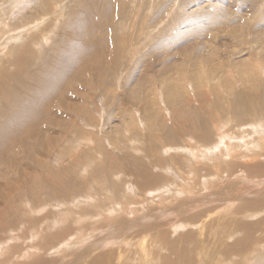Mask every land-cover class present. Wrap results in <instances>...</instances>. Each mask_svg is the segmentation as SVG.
<instances>
[{
  "label": "bare ground",
  "instance_id": "1",
  "mask_svg": "<svg viewBox=\"0 0 264 264\" xmlns=\"http://www.w3.org/2000/svg\"><path fill=\"white\" fill-rule=\"evenodd\" d=\"M7 1H10V0H7ZM17 1H20V0H17ZM41 1H43V0H41ZM74 1H75V3L72 5L73 7L71 9V14H70L71 17L69 20H67V22H65L64 26H62L63 28H61L63 31V34H62L63 37L65 35L64 40L62 38L63 47H60L59 51L55 54H52V52H53L52 51L51 53L44 56L45 58L43 59L41 66H39V68L37 70L31 69L32 65L35 63L36 58L38 57L37 54L36 55L33 54V52L35 51L33 46H36V47L38 46V48H40L41 43H43L44 41H46V43H47V37H46V31H45L46 26H45V28H41L42 26L40 25L42 23L41 22L42 21L41 16H39L41 23L37 22L38 27L36 28L37 29L35 31L36 33H33V34L30 33V31H33V30H31L32 26H30L29 28L27 27L28 30L30 29L29 33H27V34L24 32L25 31L24 29L21 30L20 28L17 29V32H16V30L10 31L12 29L11 28L9 30V33L6 34L5 32L3 33V30L5 28H3V29H2V27L0 28V60H2V62H0V65H1V67H0V91L2 92V98H0L2 108L0 109V111L4 112L9 107L10 108L12 107L14 110L15 106H21L23 108V110H19V109L15 110V112H16L15 122L17 123L19 121L21 123L30 124V125L37 127L36 129L30 128L31 130H29V129L25 130V132H27V133L30 131L40 133L38 125H40L43 121H45V119L48 118V116L51 115L53 112L51 109L54 105V102H53L54 100L51 101V98L56 99L58 102L60 101V105L62 104V101L68 102L69 103L68 104L69 109H67L68 113L66 114L65 117L49 116L52 118L45 121V123L48 124L50 127L49 138H43L41 136V134H40V137H41L42 146L46 149H49V150H51L55 147H58L57 146L58 143L63 144L61 146V148L59 149L61 152V153H59L61 156L60 160H64L65 156H69V158H71L69 160H72V162L74 161V157H75L72 154V153H74L73 152L74 150L79 149L80 147L82 148L83 146H86V145L93 147V145L95 144V138L93 136V133H94L93 131L96 130V132H97V130H98V129H96L98 126V123L94 122V120H93V117L95 118V116H96L94 114L95 112L93 111V109L91 110L87 106H84V107L77 106L76 104H74L76 99L71 100V99H73V94H77L79 99L83 97V95H81L80 93L78 94V92H77L78 89H75L73 85L78 82L79 84H81L83 86H89V85L91 86L92 83H94L93 86H95V87L96 86H102V87L104 86L105 87L107 77L109 75L110 69H112V68L111 67L102 68L101 64L103 63V61H102V63L100 62L101 58L99 57V54L96 53L97 49H99L100 51L104 50L106 52H110V50H112L114 48L113 50L115 52L116 51H118L120 53L122 52V54L124 53L123 51L125 50V49L123 50V45H125L123 42V41H125V40H123L124 39L123 37H122L123 39L121 38L123 40L122 41L123 45H120L119 47H118L119 43L115 44V42L112 44H107V45L104 44L103 46H105V47H103L100 44L101 42H99V40L97 41V39L90 38L89 37L90 34L88 32H91V34H93V32H95L94 29L101 28L100 27V25H101L100 24L101 23L100 17L101 16H98V15L94 16L93 14L91 15V14L87 13L86 11H89V9L96 7L95 5L97 3L94 0H77V2H76V0H74ZM19 3H21V2H19ZM69 4H68V6H69ZM0 5H2V4L0 3ZM4 5H7L6 1H5ZM15 5H16V3H15ZM44 5L49 6L48 4H44ZM60 5H62V4H60ZM12 6H11V8H12ZM28 6H30V5H28ZM45 6H44V8H45ZM59 6H57V8ZM65 6H67V4ZM172 6H174V5H172ZM2 8L4 9V7H2ZM2 8H0V9H2ZM5 8H7V7H5ZM15 8H14V10H16ZM61 8H63V7L61 6ZM46 10H48V7ZM60 10H62V9H60ZM67 10H68V8H67ZM173 10H174V7H173ZM173 10H171L172 13H173ZM5 11L9 12L6 9H5ZM0 12H2V11H0ZM14 12H17V11H14ZM18 12L20 13V11H18ZM10 13H11V11L9 12V14ZM43 13H44V11H43ZM48 13H49V11H48ZM59 13H61V12H59ZM112 13H114V12H112ZM5 14L6 13H4V15ZM63 14H65V13H63ZM4 15H2L3 16V18L1 19L2 21H3L4 17L7 18V16H4ZM19 15H21V14H19ZM70 15L68 14V16H70ZM165 15H167V14H165ZM66 16H67V14H66ZM19 17H21V16H19ZM44 17L45 16H42V19H44ZM46 17H48L47 14H46ZM52 17H53V15H52ZM0 18H1V15H0ZM54 18L52 19L53 21L56 20V18H55V20H54ZM9 19H10V17H9ZM49 19H50V17H49ZM49 19H48V21H49ZM5 20L6 19H4V21ZM8 20H7V23H8ZM107 21H109V19ZM9 23H10V21H9ZM0 24H1V22H0ZM10 24H8V25H10ZM42 25H44V23ZM55 25H57V24L55 23ZM2 26H5V25L2 24ZM39 26H41V27L39 28ZM47 27H48V25H47ZM28 30L26 32H28ZM119 30H120V28H119ZM44 31H45V34L43 35ZM22 32L25 34H22ZM48 32H51V31H48ZM64 33H66V34H64ZM73 33H76L78 36L84 37L81 42H77V44H75V45H74V42L72 43V41H73L72 36L67 37V35H73ZM110 33H114V31L110 32ZM105 34H103V35H105ZM118 34H116V36ZM124 34H125V32H124ZM124 34H123V36H124ZM147 34H149V31ZM91 36L94 37V35H91ZM127 36H129V34ZM113 37H115V36H113ZM131 39H129V40L132 43ZM259 39H260V37H259ZM7 44H10L11 46L14 45V47L12 46V52H15V54H14L15 56L11 60L9 58V60L11 61L10 64L11 65L13 64L12 67H14V68H12V67L9 68L10 64L8 63L9 64V66H8L7 62H6V60L8 61V58L7 59L5 58V57H7V55H10L11 53L10 52H9L10 54L6 53L5 56H4L5 52L2 53L4 51V50H2V48H4V46ZM78 44H81L79 47V48H81L80 51L79 50L76 51ZM127 44H130V43L127 42ZM137 45H140V44L137 43ZM209 45H211V44H209ZM262 47H263V45H262ZM5 48H7V47L5 46ZM115 48H117V49L115 50ZM214 49H215V47H214ZM90 50H93L95 52V55L89 57L88 66L83 67L80 64L82 63L85 55H87L90 52ZM131 50H133V49H131ZM216 50H217V48H216ZM27 53H30V55L27 56ZM110 53L113 56L112 52H110ZM177 53L181 54V56L183 57L184 61L182 62V66L180 68L182 69L183 72H187V73H185L187 76L191 72L190 68L193 70V73H199V70L201 67L202 72L205 74V72H207V70H208L207 69L208 67L206 68V66H205V65H208V63L205 64V62L208 59L212 60V58H210L212 56L204 57L200 53H198L195 56V58H193L194 56H192V54H189V53L186 54V53H182L181 51H179ZM104 54H106V53H104ZM138 54H139V50H138ZM258 54L259 53H257V55ZM193 55H194V53H193ZM216 55H218V54H216ZM259 55H262V54H259ZM124 56H126V55H124ZM135 56H137V55H135ZM106 57L107 56H105L104 58H106ZM115 57L113 56V58H115ZM117 57L119 58V56H117ZM117 57L115 59H112L110 66L111 65L115 66V63H116L115 61L117 60ZM259 57L254 56L252 58H247V56H246L245 59H241V60L235 62L233 65L228 64L227 61L223 62V60H221L220 64H217L216 67H214L212 65V69H217V71H220L219 68L222 65H224V68L226 67L228 70V74H226V75H229V74L232 75L230 69L233 68L234 65L237 67L240 66L242 68L241 69L242 73L238 77L235 76V78L233 79V81L231 83L230 82L228 83V85H230L231 89H232V86H236V85L241 86L242 83L248 84V82L252 83V84L255 83L254 85H257L258 83H260V86H261V92L259 91L260 94L253 92V90L252 91L250 90L249 92H247L248 90L247 91L245 90L246 94L239 93L238 94L239 97H236V101L235 102H228V106H227V103H224V102L219 101V100L218 101L215 100L214 102H215L216 110L217 111L220 110V111H218V112H220V114L224 111L228 112L227 113L228 116L223 118V119L218 118L221 116L218 114V112H214V110H211V112H209V111L207 112V110H205V108H203L205 111L202 110V107H200L201 103L199 102V105L193 107L192 110L190 107V110L188 112V114H189L188 116H185V118H183V119L179 118L181 121L178 120L179 122H176V123H178V125L177 124L174 125L175 122L172 124V127H169L165 123H164V126H163V123L161 125L159 124L160 125L159 128L161 127L162 128L161 130H163V133L161 134L162 136L157 135L156 133H155L156 135L155 134L149 135L148 144L146 143L147 148H145V149H144L145 146L142 145L144 143H142V141H139L138 134L135 135L134 129L132 131V127H133L132 125L133 124L131 125L130 121L125 120L123 123L121 122L123 124V125L121 124V127H119L120 125H116V124L113 125L111 130L107 131V132L114 131V132L120 133L124 136L123 140H120L117 138L112 139L113 142H115V144H117V146L121 145V144H124V145L128 144V147L131 150H133L135 153L140 154V153H142L143 149H144V152L146 153L145 154L146 156H143V155L142 156H136L134 154H131V156L134 155V157L130 158L131 157L130 156L129 161H127L125 159V161H123L122 165H124V167L126 165L128 171L119 170V172L118 171L116 172V168L118 167L116 165H120V164H118V161H117L118 159L114 155V150H113L114 144L112 145L110 141L104 140V138L100 137L101 142L99 144H102V145H99V146H101V147H99V149H100V152L102 153V155L98 153L99 154L98 157L101 156L103 158V160H105V158H106L107 161L110 159V161H108L110 168H106L103 166L105 163V162L104 163L101 162L103 160H99V162H101V163L97 162L96 163L97 165H95V167H92L95 170L93 172V174L96 175V177H93V178L96 179V181L97 180L99 181L100 178L103 179V181L106 182V184L109 187L108 190L104 192L105 194H108L107 196H109V197L105 196L104 194H101V197H102V195L105 196L106 205L104 204L105 206H103V207L98 206L101 210H103L100 213L96 212L95 215H88V214L85 215L87 211L89 212V210L86 208L87 211L86 212L84 211L85 212V214H84L85 216H84V215H80L79 212L77 211L79 209L82 210L84 207L90 208V207H92V204L95 205V203H96V205H99V204L101 205V203L99 202L100 199H98L99 196L96 195V193H94L95 190L94 191L91 190L90 193L88 192L89 194H87V195H86V193L85 194L83 193L84 190L82 189V186L84 187V185L87 184V185H89L87 187L89 189L90 188L92 189V185H95L94 182L88 184V181H86L84 178L86 175L83 177L84 179L82 178V180H81V176H79L80 177V179H79V177L77 175L78 170L76 172L71 171L70 169H66V171H64V168H63L65 175H66L65 172L69 171L67 173V176H66V178L68 177V180L67 181L65 180L64 183H61V181H58V180H60V179H58V177H59V174H60V177H61V173L63 174V172L61 171L62 169L58 170L57 174H55L54 173L55 171H53V169H52L54 167H52L51 164H46V163L42 162V166L46 169V170L44 169V171L45 172L47 171L46 174L49 173L48 174L49 178L46 180H48L49 183H51L49 192L47 191V193L48 194L50 193L51 195H53L55 197L58 196L61 198V200L64 201V202H58V200H57L58 203L52 204L51 206L55 205V207L60 208L63 205L64 208H66V211H67L66 214L67 215L64 219L58 215L55 216V218H49V216H50V214H49L47 218H48V220L49 219L50 220L48 221V224L46 223L47 226L43 229L42 228L43 225L41 224V222H40V224L36 223L37 228H36V230H33L32 228L35 225H33L31 223V221H30L29 226H27L28 222L26 223V222H24V220L21 221V218L23 216H26L27 213H26V215H24L25 213L24 214L22 213L23 216L21 218H19V216L21 215L19 213H21L22 211L20 212L19 209H16V207L18 205L16 206V204H15L14 207L16 210L14 211V208L12 210L15 214L12 213L11 208L9 211H7L8 213L11 212L15 216L17 214H19V216L16 217L15 220H13V221L10 220V221H12L11 223L9 222L10 224L7 223L8 221H6V217L5 216L3 217V214L0 211V231H3L6 234V235L0 234V264H16L14 262L17 260H21V262H24L23 264H50L51 261L53 263H55L53 260H57L55 258L57 254H55V257L53 255H51V253H55V252H53V249H52V248H55L52 246L53 244H56V246H57V249L56 248L54 249V250H56V253H58L62 257V260H59L60 264H68L69 261H70L69 264H120V261L123 260L124 257H126V256L132 257V256H130V254H128V252L130 250L129 248H127L125 246V247H118V248H110L109 250L106 251V250H101V247L98 246L99 243H101V241H99V240L102 239L103 234L109 233V235H111L110 231H113L114 227H116V226H114V224L111 221L110 222H104V223L101 221L108 219V218H113L114 213H117V215H119V212H118L119 209H121V211L124 212L123 215H125L124 217L121 216L122 218L120 217V220H122V221L125 220V222H124V224H122L120 222L121 227L115 228V230H116L115 235L116 236H119L120 234L126 235L127 233H125V231L127 229L134 231V229L139 228V229H137L136 232L130 233L131 234L129 236L130 241L127 239V241H129V244H127V245L130 247V244H131L134 247V244H135L134 239L135 238L136 239L141 238V240L139 241L140 244L138 245V249H139V247H140V251L142 249L140 254L142 255V258H144V260H139V256L137 254V256L135 257V260H138L137 264H139V263H142V264H195V263L208 264V262L211 261V258L208 262H207V260H204L203 258H201L202 260H199V259L198 260H190V256H192V255L180 253V251L182 249H189V247H192L195 245L196 246L202 245L205 247V249L207 247H209L208 249L211 248L213 250V252L216 251L218 254H220L219 261L220 260H223V261L226 260L228 255L237 256V255H240V253H247V250H250V254H254V256L251 255L253 257L250 260H255V257H257L260 254L259 250H264V186H262V185H264V162H262L263 161L262 156H264V82H262V76L264 75V66H263V61H261V59L264 60V56L261 57V59H259ZM124 58H123V60H124ZM106 60H110V58L107 57ZM77 61H78V64H77ZM3 62H4V64H3ZM119 62H121V61H119ZM95 64H97L96 65L97 67L95 68V70L93 72H95V74H96L95 75L96 81L91 79L90 75L86 73V71H88L91 67L95 66ZM150 66H152V65H150ZM179 66H180V64H179ZM253 69L254 70L256 69L257 73L255 71H253ZM9 71L10 72L12 71V73L10 74ZM213 71L214 70H212V72ZM116 72L117 71L115 70V73ZM223 73H224V71H223ZM167 74H169V73H167ZM118 75H115V76H117L115 81L118 80L120 82V79H121V77H123V75L122 76L121 75L118 76ZM186 75H185V77H186ZM163 76H164V74H163ZM207 76H209V75H207ZM175 78H177L176 75L174 77L167 78V80L169 81V85L174 84V83H176V85L179 84V82H177V81L175 82V80H174ZM192 78H193V76H192ZM194 79H195V81L193 83L196 85L197 88H198V86L201 87L202 85L207 87V85L209 83V81H208V83L205 84V80H203V77H201L199 74L195 75ZM11 80H13V81L10 82ZM177 80L179 81V78ZM215 81H214V83H218L217 82L218 80L216 82ZM228 81L229 80H227L226 82H228ZM139 82L140 81H138V83ZM148 82H150V81L148 79H145V81H143L139 85V88L135 91V97L136 98L137 97L139 98L141 96V98H144V100H147L149 102L150 100H148L147 97L150 95L151 90H152L153 92L151 94V97L156 98L158 100L160 99L161 103H162V100L164 102V99H165L166 102L172 101L175 104L179 103L178 109H179V107H183V108L185 107V106H183L184 103H183V100L181 99V95H183V94L180 93V90H178V88L176 86L175 87L169 86L168 84H166L165 81H163V83H162L163 87L161 88L162 92L159 91L158 89L157 90L151 89L150 88L151 86L147 87V89L145 90L146 83H148ZM186 83H187V81H186ZM226 85H227V83H226ZM209 86H211V85L209 84ZM190 87L191 86H189L188 88H190ZM215 87L217 88L219 86L214 85L213 88H215ZM79 89L81 90L80 86H79ZM242 89H244V87ZM184 90H186L187 95L190 97V101L194 102L195 99H193V97H192L193 94L190 93V94H192V95H190L189 91L186 87ZM190 92H192V91H190ZM203 93L201 92L202 96L203 95L205 96L208 92H206V93L203 92ZM217 93H219V92H217ZM217 93L215 92V94L213 96H216ZM194 94H195V92H194ZM101 95H103V94H101ZM161 95L163 96L162 99H161ZM187 95H186V98H187ZM218 96H220V95H218ZM74 97H75V95H74ZM207 97H211V96L208 94ZM216 98H217V96H216ZM49 100L51 102H49ZM179 100H180V102H178ZM24 101H26V103H27L25 106H23ZM9 102H10V104H9ZM155 102H150V103L155 104ZM87 103H88V100H87ZM207 103H205V104H207ZM126 105H128V102ZM142 105H144V104H142ZM36 106H41V107L38 110ZM204 106L206 107V105H204ZM144 107L146 108V105ZM175 107L176 106H174V109L177 110V108H175ZM186 107H188V106H186ZM97 111H98V109H97ZM172 111H174V110H172ZM72 112H75V115L77 117H74V116L70 117L68 115L69 113H72ZM143 112H144V110H143ZM232 113L235 114V116H239V120L237 121L236 124L229 127L228 125L231 124L232 119H233V117L229 114H232ZM147 114H149L148 116H151L150 113H147ZM147 114L142 115V117L143 116L145 117V121L147 119H149L146 116ZM175 114H177V113L174 112V115ZM56 115L64 116V114H60V113H57ZM93 115H95V116H93ZM177 115L179 116V114H177ZM154 116L156 117V114ZM164 116H166V115H164ZM214 116H216L215 117L216 120H214V118H213ZM155 117L154 118L151 117V120L154 121ZM249 117H251V118L249 119ZM135 118H136V116H135ZM78 119L83 120V125H81L77 122ZM239 121H240V123H238ZM100 122H101V120H100ZM55 123H58V125L61 127V129L62 128L65 129V135L63 137L53 136L54 135L53 133L56 131L55 130L56 128L53 127L51 124H55ZM76 123H77V126L75 125ZM138 123H139L138 121H134V126H136V130L140 129V127H141V126H139ZM7 125L9 126L8 130L13 131L14 133L19 130V133H17L15 135V137H18L19 134H22L21 132H24V130L21 128L22 126L18 127L14 123L12 117H11V119L7 120ZM84 125L88 129H90L93 133L89 132V131L85 133V131H83V129H82L84 127ZM84 129H86V128H84ZM101 130H102V127H101ZM138 131H136V132H138ZM163 136H168L167 140L172 141V143H174V144H176L177 140L183 139V141H184L183 145L184 146L181 147V149L178 148L179 151H176V150L173 151L175 153V155L177 154V156L169 154L171 157H169L168 159H166V158L162 159L161 157H159L160 155L163 156L162 155L163 152L169 153V150L166 148H161V154H159L160 152L157 151L158 149H160V148L157 149L158 140L160 141V137L162 138ZM233 138H236V140H233ZM15 142H16L15 145H17L18 143L26 144V145H24V147H26L30 151H32L33 148L36 147L35 143H33L31 141H27V140L24 141L23 139L16 140ZM208 142H210V143H208ZM160 144L161 143H159V145ZM162 144H163V142H162ZM129 145H131V147ZM138 145L143 146L142 150H140L141 148ZM0 146H2L3 148L10 147L9 143L6 141V137L4 135L0 136ZM162 146H164V145H162ZM212 150L213 151L219 150L221 152V153L219 152L220 159H218L217 155L215 154V151L211 152ZM257 151H259V152H257ZM167 153H165V155ZM149 154L152 155V157H153L152 162H154V165H152V164L146 165V160L143 161V159H141L143 157H148ZM91 156L93 157V154ZM126 157H128V155ZM248 157L251 159L247 160ZM231 158L234 160L231 163H230V161L228 163V160ZM97 159H101V158H97ZM237 159L240 161V163H239V165L236 166L235 161H238ZM242 159L247 160V161L242 163V161H241ZM96 161H98V160H96ZM213 161H215L216 166H218V168L215 167L217 169L216 171L211 170V168L208 167L209 165L207 166V162L211 163ZM71 164H73V163H71ZM129 164H131L132 166H135V167L130 169V168H128ZM147 164H149V162H147ZM213 164H214V162H213ZM155 165H156V168L153 169V167ZM85 166H88V165L85 164ZM212 166H215V165H212ZM73 168H75V167H73ZM135 169L137 171H134ZM96 171L97 172L99 171V173L97 174ZM87 172H88V170H87ZM130 172H131V176H133L132 188L127 187V185H126L127 181L125 182L126 174L129 175L128 173H130ZM132 172H133V175H132ZM79 173H82V172H79ZM212 173H214L213 176L211 175ZM110 174H111L110 178H112V180H110L111 182L109 181V178H108V176ZM65 175H63V176H65ZM165 176L166 177L168 176L167 177L168 180H169V177L171 179H175L174 177H176V178H178V180L176 179L175 183H173L171 181L168 184V181L164 182ZM252 177H257L258 179L261 178V179L257 180L256 183L252 184V186L256 185L257 189L251 188V184H248V182H247V180H249L247 178H252ZM123 178H124V180H123ZM252 179H254V178H252ZM113 180H115V183H116L115 187H118L119 189L114 188V184L112 182ZM48 181H46V183ZM62 182H63V180H62ZM128 182H130V181H128ZM109 184H110V186H109ZM117 184L122 186V187L117 186ZM156 184L157 185L160 184L163 186L162 187L157 186L158 188L155 187L154 190L149 192V195H153L152 199H149L147 197L148 191L147 192L141 191V192H144L143 195L146 197V199H145L146 203L144 201L145 206H143L142 208H140V205L143 203L141 201L142 199H139L140 202H142V203L141 204L139 203L140 205H138L137 202L132 201V199L128 197V196H136L137 194H140V191L138 188L145 190V189L149 188L150 186L156 185ZM97 185H99V184H97ZM166 185H168V188L164 189V187H167ZM195 185H196V188H197V186L198 187L201 185H203V186H201L202 189L199 188L196 191V189L194 187ZM31 186L32 185H30L27 188H29V190H31L30 191L31 196L35 199V195H37L36 193H38L39 190H38V192H36V190L33 189L34 186L33 187H31ZM42 187H44V186H42ZM44 188L46 189V187H44ZM152 188H153V186H152ZM102 189L103 188H101V190ZM119 190H121V191H119ZM148 190H150V188ZM199 190H201V191H199ZM86 191H87V189H86ZM117 191H119V192H117ZM245 191H248V194L244 193ZM82 194L86 195V196H83ZM38 195H39V193H38ZM110 195H111V197H110ZM119 195L126 198L125 200H126L127 204L123 205L124 203L123 202H122L123 204L121 202L119 203L118 202L119 200L116 203H115V201H113L115 198L119 197ZM167 195H173L175 197V199L174 200L171 199L170 201L168 200L169 202H166L162 199V197L165 198V196H167ZM158 196L160 197V199H162V200H160V203L158 204V202L156 201L155 204H151L155 200V198ZM142 197L143 196H141V198ZM44 199L46 200V198H44ZM121 199H123V198H121ZM216 200H220L223 206L220 203L218 205V202ZM14 201H16V200H14ZM103 201L101 200V202H103ZM129 201H130V203H129ZM213 201L217 202L218 206H220V205L222 206V207L220 206L221 210H218L219 208H217V206H215V205L213 207H210V208H208V207L202 208L201 207V206H203V204H209V203H212ZM51 202L53 203V201H51ZM20 203L22 204L21 200H20ZM9 204H11V203H9ZM33 206H35V205H33ZM33 206H32V208H33ZM10 207H11V205H10ZM27 207L25 206L26 210H24L23 212H25V211L29 212ZM98 207H97V209H98ZM18 208H20V204H19ZM35 208H36V206H35ZM54 209L56 211V208H54ZM97 209H96V211H97ZM192 209L195 210L196 216L190 218L187 216V212L191 211ZM0 210H2V212L5 211L2 208H0ZM40 211H42V209L41 210H37V209L32 210V212H34V213H40ZM60 211L62 212V210H60ZM159 211H162V213ZM60 213H58V214H60ZM163 213H170L173 215L181 214V218L176 221V224H175V222H169V221L159 222L158 218L161 217V215ZM90 214H92V213H90ZM4 215H5V213H4ZM13 215H10V216H12V218H13L14 217ZM117 215H115V216H117ZM115 216H114V219L116 218ZM51 217H52V215H51ZM71 217H72V219H71ZM23 219H25V218L23 217ZM114 219H112V220H114ZM83 220L86 221V224L88 223L89 225H86L83 228H81V226H80V228H81L80 231L79 230L76 231L75 227L73 225H77V227H78L79 223ZM18 221H21V222H18ZM39 221H41V220L39 219ZM35 222H37V220ZM67 222H69L68 225L66 226L68 230L67 229H65V230H67L69 234L70 233H72V234L67 236L66 233L65 234H59V233H61L59 231H58L59 233L57 232L58 234H56V235L51 234V231L54 228H57L59 225L65 226V223H67ZM99 222H101V223H99ZM116 222H117V220H116ZM23 223L26 224V227H28L27 229L30 231V233H28L29 232L28 230L24 231L26 227ZM83 224H81V225H83ZM9 226H10V228H9ZM11 226H13V227H11ZM63 226H62V229H63ZM31 229L33 230L32 232H31ZM103 229H105V231H103V234H102V233H100L101 232L100 230H103ZM56 230H59V227ZM144 230L148 231V233L143 235ZM98 231H100V232H98ZM118 231H123V232H120V234H117ZM62 232H63V230H62ZM74 232L78 233V234H74ZM55 233H56V231H55ZM43 234H45V235H43ZM38 235L41 236L39 239L41 240L42 244H40V242H35V239L38 238ZM108 238H110V237H108ZM9 239H11V241H13V242H11V244H10V241L5 242L6 240H9ZM131 240L133 241L132 243H131ZM102 241L104 243H106L104 240H102ZM157 241H158V243L156 245L157 247H154V246L149 247L151 244H153ZM159 241L161 243H159ZM17 242H20V244ZM81 242H82V244H84L83 251H80L81 248L83 247ZM13 244L15 246H13ZM16 245L20 248H17ZM116 245H117V243H116ZM6 246L9 248L8 249L9 251H11L10 249L13 248L12 249L13 251L7 255H5L6 249H7ZM178 247H182V249L178 250ZM17 250L21 251L20 255L17 254L16 256H14V254H15L14 252H16ZM68 250H71V251H68ZM62 252H65V253H62ZM67 252H70V253L68 254L69 256L66 257L65 254ZM193 253H194V251H193ZM34 255H38V257L32 259V257ZM200 255H202V254L200 253ZM115 258L118 260H116ZM244 258L246 259V257H244ZM85 259H87L88 261H86ZM233 259H234V257H233ZM64 260H67V261L64 262ZM157 260H159V261H157ZM220 263H222V262H220ZM246 263L248 264L247 261H246ZM132 264H135V263L132 262ZM223 264H237V263L226 261Z\"/></svg>",
  "mask_w": 264,
  "mask_h": 264
},
{
  "label": "rangeland",
  "instance_id": "2",
  "mask_svg": "<svg viewBox=\"0 0 264 264\" xmlns=\"http://www.w3.org/2000/svg\"><path fill=\"white\" fill-rule=\"evenodd\" d=\"M5 1L7 2V5H4ZM94 1L97 3L95 5L96 7L91 8V9H89V11H86V12L91 14V15L93 14L94 16H97V15L101 16L100 17L101 18L100 19V21H101L100 27L101 28L94 29L95 32H93V34H91V32H88L90 34L89 37L92 39H97V41L99 40V42H101L100 44L102 46L104 44L107 45V44H112L114 42H115V44L119 43L118 47L120 45H123V42L125 44V45H123V50L124 49L125 50L124 51L122 50L125 54L124 53L122 54V52L120 53L118 51L115 52L113 50L114 48L112 50H110V52H112L114 57L119 56V58L117 57V60L115 61L116 62L115 66L114 65L110 66V63H111L112 59H115L116 57L113 58V56L111 55L110 52H106L104 50H102L103 51L102 52L99 49H97L96 53L99 54V57L101 58L100 62L102 63V61H103V63L101 64L102 68H106V67L112 68V69H110L109 75L107 77L105 87L103 86L104 88L102 86H96L95 87V86H93L94 83H92L91 86L90 85L89 86H83V85L79 84L78 82L73 85L75 89H78V91H77L78 94L80 93L81 95H83V97L79 99L77 94H73V99H71V100L76 99L74 104H76L77 106H80V107L87 106L91 110L93 109V111L95 112V113L93 112L96 115V116L93 115V116H95V118L93 117V120H94V122L98 123V126L96 128V129H98L97 132H96V130H94L93 131L95 133L94 134L85 125L82 129H83V131H85V133L88 131L93 133L96 145L94 144L93 147L86 145V146H83L82 148L80 147L79 149L74 150L73 151L74 153L71 152L73 154V156H75L74 157L75 162L74 161L72 162V160H69V159H71V158H69V156H65L64 160H60L61 156L59 153H61V152L59 149L63 145L61 143H58L59 144V145L57 144L58 147H55L51 150L46 149L42 146L40 134L43 138H49V136H50L49 135L50 127L48 124L45 123V121L49 120L52 117H65L66 114L68 113L67 109H69V106H68L69 103L68 102L62 101V104L60 105V101L58 102L56 99L51 98V101L54 100L53 101L54 105L51 109L53 112L49 116H52V117L48 116V118H46L45 121H43L40 125H38L40 133L32 132V131L27 133V132H25V130H27V129L31 130L30 128L36 129L37 127L30 125V124L21 123L19 121L17 123L15 122V120H16L15 119V116H16L15 110L16 109L23 110V108L21 106H15L14 110L12 107L11 108L9 107L4 112L0 111V136L4 135L6 137V141L9 143V146H10L7 148H3L2 146H0V208L5 210L3 212H2V210H0V211L3 214V217L4 216L6 217V221H8L7 223H9V222L11 223L13 220H15V218L18 217L19 214H21L19 216V218H21L24 213H25L24 215H26V213H27L26 216H23L25 219H23V217H22L21 221L24 220V222H26V223L28 222L27 226H29L30 221H31V223L33 225H35L32 229L36 230V228H37L36 223L40 224V222H41V224L43 225L42 226L43 229L47 226L48 221L50 220V219L48 220V218H47L49 214H50L49 218H55V216L58 215V216H61L62 218L65 219V217L67 215L66 214L67 211L63 205L60 208L55 207V205L51 206L52 204H55L58 202H64V201L61 200V198L58 196L55 197V196L51 195L50 193L49 194L47 193V191L49 192L51 183H49V181L46 180L49 178V175H48L49 173L46 174L47 171L46 172L44 171L45 168L42 166V162L46 163V164H51L52 167H54L52 169H53V171H55L54 172L55 174H57L58 170L62 169L61 171L63 172V174L61 173V177L59 174V177H58V179H60L58 181H61V183H64L65 180L66 181L68 180V177L66 178V176H67V173L69 171L65 172L66 175L64 174V171H66V169H70L71 171H75V172L78 170L77 175H78V177L81 176V180L86 175L84 178L86 181H88V184L94 182L95 185H92V189L91 188L89 189L87 187L89 185H87V184L84 185V187L82 186V189L84 190L83 193L84 194L86 193V195H87L90 193L91 190H93V191L95 190L96 192L94 191V193H96V195L99 196L98 199H100L99 202L101 203V205L100 204L96 205V203H95V205L92 204V207H90L91 209L89 207H84L82 209L83 211L81 209H79L77 211L79 212L80 215H84L88 209L89 212L87 211L85 215H87V214L88 215H95L96 212L100 213L101 211H103L99 207L100 206L103 207L106 205L105 196H107L108 194H105L104 192L107 191L109 188L108 185L106 184V182H104L103 179H101L100 177H99L100 178L99 181L98 180L96 181V179L93 178V177H96V175L93 174V172L95 170L92 167H95V165H97L96 163L99 162V160H103V158L101 156L98 157L99 154L102 155V153L100 152V149H99V147H101L99 145H102V144H99L101 142L100 137L104 138V140L110 141L112 145L114 144L113 145L114 155L118 159L117 160L118 164H120V165H116V166H118L116 168V172L117 171L119 172V170L128 171L127 166L125 165V167H124V165H122L123 161H125V159L127 161H129V157L131 156V154H134L136 156H142V155L146 156L144 149L147 148L146 143L148 144L149 135H152L155 133L157 135H161L163 133V130H161L162 128L161 127L159 128V126L162 123H163V126L165 123L169 127H172V124L174 122H175L174 125H176V124L178 125V123H176V122L181 121L179 118L183 119V118H185V116H188L189 115L188 112L190 110V107L192 110L193 107L199 105V102L202 104V105L200 104V107H202V110H204L203 108H205V110H207V112L208 111L211 112V110H214V112H218L220 110H218V111L216 110V106H215V102H214L215 100H217V101L219 100V101H222L224 103H227V106H228V102H235L236 101V97H239L238 96L239 93L246 94L245 90L246 91L248 90L247 92H249L250 90L251 91L253 90V92H256L259 94L261 92L260 83H258L257 85H254L255 83L252 84L249 82H248V84L242 83L241 86H237V85L232 86V89H231V87H230V85H228V83L229 82L231 83L233 81V79L235 78V76L238 77L242 73L241 72L242 68L240 66L237 67L234 65L233 68L230 69L232 75H230V74L226 75V74H228V70L226 67L224 68V65H222V66L220 65L221 66L219 68L220 71H217V69H212V65L214 67H216L217 64H220L221 60H223V62L227 61L228 64L233 65L235 62H237L241 59H245L246 56H247V58H252L254 56H258V57L260 56L259 59H261V57L264 56V0H94ZM19 2H21V3H19ZM76 2H77V0H76ZM0 3L2 4V5H0V8L4 7V9L3 8L0 9V11H2V12H0V15H1L0 20L3 18L2 15H4V13H6L4 16H7L8 19L10 17L9 20L6 17H4V19H6V20L4 21V19H3V21L2 20L0 21L1 22L0 28L1 27H2V29L5 28L3 30V33L5 32L6 34H8L9 30L11 28L12 29L10 31L16 30V32H17V29L20 28L21 30L24 29L25 31L24 30L23 31L27 34L30 31V29L28 30V28L30 26H32L31 30H33V31H30V33L33 34V33H36L35 31L37 30L36 29L38 27L37 22L38 23L42 22L40 24L42 27L39 26V28L40 27L45 28V26H46L45 31H46L47 43L49 41L50 42L47 44L46 41H44L43 43H41L40 48H38V46L37 47L33 46L35 49L33 54L34 55L37 54L38 57L36 58L35 63L31 67L32 70H35V69L37 70L39 68V66H41V63H42L43 59L45 58L44 56L51 53L52 51H53L52 54H55L59 51L60 47H63L62 41L64 40L65 35L63 37V35H62L63 31L61 28H63L62 26H64L65 22H67V20H69L71 17L70 14H71V9L73 7L72 5L75 3L74 0H50V1L49 0H43V1H41V0L40 1L39 0H20V1H17V0L16 1L15 0H10V1L0 0ZM15 3H16V5H15ZM43 3L48 4L49 6H45ZM60 4H62V5H60ZM64 4L65 5L67 4V6H65ZM68 4H69V6H68ZM28 5H30V6H28ZM43 5L45 6V8ZM172 5H174V6H172ZM11 6L13 9L11 8ZM57 6H59V7L57 8ZM61 6L63 8H61ZM5 7H7V8H5ZM47 7H48V10H46ZM173 7H174V10H173ZM14 8L16 10H14ZM67 8H68V10H67ZM5 9L7 11H9V12L11 11V13L12 12L13 13L9 14V12H6ZM60 9H62V10H60ZM171 10H173V13ZM14 11H17V12H14ZM18 11H20V13ZM43 11H44V13H43ZM48 11L51 15L48 13ZM59 12H61V13H59ZM112 12H114V13H112ZM63 13H65V14H63ZM19 14H21V15H19ZM46 14L48 15V17H46ZM66 14H67V16H66ZM68 14L70 16H68ZM165 14H167V15H165ZM13 15L14 16L16 15V16L14 17ZM52 15H53V17H52ZM19 16H21V17H19ZM39 16H41V20H42L41 22H40ZM42 16H45L46 18L44 17V19H42ZM49 17H50V19H49ZM54 17L56 18V20ZM53 18L55 21L52 20ZM48 19H49V21H48ZM108 19L110 22L107 21ZM7 20H8V23H7ZM9 21L11 24L9 23ZM43 23H44V25H42ZM55 23L57 25H55ZM2 24L5 25L7 28L5 26H2ZM8 24H10V25H8ZM47 25H48V27H47ZM119 28H120V30H119ZM26 29L28 30V32H26L27 31ZM45 31L43 32V35L45 34ZM48 31H51V32H48ZM113 31H114V33H110ZM148 31H149V34H147ZM124 32L126 35L124 34ZM25 33L22 32V34H25ZM64 34H66V33H64ZM103 34H105V35H103ZM116 34H118V35L116 36ZM123 34H124V36H123ZM128 34H129V36H127ZM91 35H94V37ZM71 36L73 38V39L71 38L73 40V41L72 40L71 41H72V43L74 42V45L77 44V42H81L82 39L84 38V37L78 36L76 33H73V35H67V37H71ZM113 36H115V37H113ZM259 37L261 40L259 39ZM62 38H63V40H62ZM121 38L125 41H123ZM129 39H131L132 43L133 44L135 43V44L133 45ZM127 42L130 43L131 45L127 44ZM137 43L140 45H137ZM207 44L208 45L211 44V45L208 46ZM80 45L81 44H78L76 51L81 50V48H79ZM262 45H263V47H262ZM5 46L8 49L5 48ZM5 46H4V48H2V50H4L2 53L5 52L4 56L6 53H8V54L11 53L10 55H7V57H5L6 59L8 58V61L6 60V62H7V65L9 66V64L11 62L10 60L13 59V57L15 56L14 55L15 52H12V46L14 47V45L11 46L10 44H7ZM103 47H105V46H103ZM214 47H215V49H214ZM216 48H217V50H216ZM116 49L117 48H115V50ZM131 49H133V50H131ZM137 49L139 50V54H138ZM179 51H181L182 53H186V54H188V53L192 54V56H194L193 58H195V56L198 53L202 54L204 57L212 56V57H210V58H212V60L208 59L207 60L208 62L207 61L205 62V64L208 63V65L209 66L211 65V66L209 67L208 65H205L206 68L208 67L207 68L208 70L206 69L207 72H205V74L202 72L201 67H200L199 73H193V70L190 68V71H191L189 74L190 76L189 75L187 76L185 74L187 72H183L182 69L180 68L182 66V62L184 60H183V57L181 56V54L177 53ZM104 53H106V54H104ZM193 53H194V55H193ZM215 53L218 55H216ZM257 53L262 54V55H259V54L257 55ZM28 55H30V53H27V56ZM93 55H95V52L93 50H90V52L87 55H85V57H84V59L80 65H82L83 67H87L89 64V57H91ZM124 55H126V56H124ZM135 55H137V56H135ZM105 56L109 57L110 60H106L107 57L104 58ZM9 58H10V60H9ZM123 58H124V60H123ZM119 61H121V62H119ZM261 61H263V66H264V60L261 59ZM0 62H2V60H0ZM4 62H3V64H4ZM77 64H78V61H77ZM179 64H180V66H179ZM96 65L97 64H95V66L91 67L89 69L90 71L89 70L86 71V73L89 74L90 78L93 79L94 81H96V78H95L96 74L93 71L97 67ZM150 65H152V66H150ZM12 66H13V64L12 65L10 64L9 68ZM0 67H1V65H0ZM12 68H14V67H12ZM115 70L118 73L117 72L115 73ZM212 70H214V71L212 72ZM223 71H224V73H223ZM253 71H255L257 73L256 69L255 70L253 69ZM9 73L11 74L12 71L11 72L9 71ZM167 73H169V74H167ZM118 74L121 76L123 75V77H121V79H120V82L118 80L115 81V79L117 78V76H115V75H118ZM163 74H164V76H163ZM184 74L186 75L187 78L185 77ZM197 74H199L201 77H203V80H205V84L208 83V81H209L207 87L204 85H202L201 87L198 86V88L196 87V85L193 82L195 81L194 77ZM175 75L177 78H175L174 80H175V82L176 81L179 82V84L176 85V83H174V84L169 85V81L167 80V78L174 77ZM205 75L206 76L209 75V76L206 77ZM192 76H193V78H192ZM178 78H179V81L177 80ZM145 79H148L150 81V82L146 83L145 90L147 89V87L151 86L150 87L151 89H153V90L158 89L159 91L162 92L161 88L163 87V85H162L163 81H165L166 84H168L169 86H173V87L176 86L178 88V90H180V93L183 94V95H181V99L183 100V103H184L183 106H185V107L184 108L179 107V109H180L179 110L178 109L179 103L175 104L172 101L166 102L165 99H164V102L162 100V103H163L162 104L160 99L158 100L156 98L151 97V94L153 92L152 90H151L150 95L147 97L148 100H150L149 102L147 100H144V98H141V96L139 98L138 97L136 98L135 97V91L139 88V85L143 81H145ZM214 79L216 81L218 80L217 82L219 84L214 83V81H215ZM227 80H229V81L226 82ZM12 81L13 80H11L10 82H12ZM138 81H140V82L138 83ZM186 81H187V83H186ZM225 82L227 83V85ZM262 82H264V75L262 76ZM209 84L211 86H209ZM214 85H217L219 87L213 88ZM79 86L81 87V90L79 89ZM189 86H191V87L188 88ZM185 87L188 89L189 94L190 93L193 94L192 97H193V99H195L194 102L190 101V97L187 95L186 90H184ZM243 87H244V89H242ZM190 91H192V92H190ZM194 92H195V94H194ZM201 92L202 93L208 92V93L205 96L204 95L202 96ZM215 92L216 93L219 92L216 95L217 98H216V96H213L215 94ZM101 94H103V95H101ZM192 94H190V95H192ZM208 94L211 97H207ZM74 95H75V97H74ZM186 95H187L188 99L186 98ZM218 95H220V96H218ZM0 98H2V92L1 91H0ZM162 98H163V96L161 95V99ZM87 100H88V103H87ZM51 101L49 100V102H51ZM127 102H128V105H126ZM150 102H155V104L150 103ZM178 102H180V100ZM205 103H207V104H205ZM9 104H10V102H9ZM26 104H27L26 101H24L23 106H25ZM142 104H144V105H142ZM203 104L206 105V107ZM0 105H1L0 106V109H1L2 108L1 101H0ZM145 105H146V108L144 107ZM174 106H176L175 108H177V110L174 109ZM186 106H188V107H186ZM36 107L39 110L41 106H36ZM97 109H98V111H97ZM143 110H144V112H143ZM172 110H174V111H172ZM99 112L100 113L102 112L101 113L102 115ZM174 112L179 114V116L177 114L174 115ZM57 113L64 114V116L56 115ZM147 113H150L151 116H148L149 114H147ZM227 113L228 112H226V111L222 112L221 114H220V112H218V114L221 116L218 118L223 119V118L227 117L228 116ZM144 114H147L146 116H147V118H149L146 121H145V117L144 116H143L144 118L142 117V115H144ZM155 114H156L157 118L154 116ZM68 115L70 117L71 116L77 117L75 115V112L69 113ZM164 115H166V116H164ZM229 115H231L233 117L231 124L228 125L229 127H231L237 123V121L239 120V116H235V114H233V113L229 114ZM135 116H136V118H135ZM11 117L13 118L14 123L18 127L22 126L21 128L24 130L25 133L21 132L22 134H19L18 137H15V135L17 133H19V130L16 131L15 133L13 131L8 130L9 126L7 125V120L11 119ZM151 117L152 118L155 117V120L152 121ZM215 117L216 116L213 117L214 120H216ZM250 118L251 117H249V119ZM100 120H101V122H100ZM125 120L130 121L131 125L133 124L132 125L133 126L132 131L134 129L135 135L138 134L139 141H142V143H144L142 145L145 147H144L142 153H140V154H137L133 150H131L128 147V144H126V145L121 144V145L117 146V144H115V142H113L112 139H114V138L123 140L124 136L122 134L116 133L114 131L107 132V131H110L111 128L113 127V125H115V124L120 125L119 127H121V124ZM134 121L139 122L138 124H139V126H141L140 129L136 130V126H134ZM77 122L79 124L83 125L82 119H78ZM238 123H240V121ZM51 125L56 128L55 129L56 131L53 133L54 134L53 136L63 137L65 135V129H63V128L61 129V127L58 125V123L51 124ZM75 125L77 126V123ZM101 127H102V130H101ZM84 128H86V129H84ZM136 131H138V132H136ZM163 137L162 138L160 137V141L158 140L157 149L158 148H160V149H158L157 151L160 152L159 154H161V148H166L169 150V153L163 152L164 153V154L162 153L163 156H161V155L159 156L162 159H165V158L168 159L169 157H171L169 154L175 155V153L173 151L174 150L179 151V149H181V147L184 146L183 145L184 144L183 139L177 140L176 144H174V143H172V141L167 140L168 136H163ZM19 139H23L24 141L25 140L31 141V142L35 143L36 147H34L32 151H30L29 149L24 147V145H26V144L18 143L17 145H15V143H16L15 141L19 140ZM233 140H236V138H233ZM162 142H163V144H162ZM159 143H161V144L159 145ZM208 143H210V142H208ZM142 145H138L141 148L140 150H142V147H143ZM162 145H164V146H162ZM129 146L131 147V145H129ZM214 151H215V154L217 155L218 159H220V157H219L220 151L219 150H214ZM214 151L212 150L211 152H214ZM257 152H259V151H257ZM165 153H167V154L165 155ZM92 154H93V157L91 156ZM125 155L126 156L128 155V157H126ZM134 155L131 156L130 158L134 157ZM175 156H177V154ZM262 157H263L262 162H264V156H262ZM97 158H101V159H97ZM141 159H143V161L146 160V165H151V164L154 165V162H152L153 157L150 154L148 157H143ZM250 159L251 158H249V157L247 158V160H250ZM96 160H98V161H96ZM233 160L234 159H232V158L229 159L228 163H229V161L231 163ZM247 160L242 159L241 161H242V163H244ZM108 161H110V159ZM108 161L106 158H105V160L101 161L103 163L105 162L103 166L106 168H110ZM101 162H99V163H101ZM147 162H149V164H147ZM213 162H214V164H213ZM213 162H211L212 164L210 162H207V166L209 165L208 167L211 168V170L216 171L217 170L216 168H218V166H216L215 161H213ZM71 163H73V164H71ZM239 163H240L239 160L235 161L236 166L239 165ZM85 164L88 166H85ZM212 165H215V166H212ZM73 167H75V168H73ZM134 167L135 166H132L131 164H129L128 168L131 169ZM63 168H64V171H63ZM154 168H156V165L153 167V169ZM87 170H88V172H87ZM134 171H137V170L135 169ZM79 172H82V173H79ZM96 173L98 174L99 171L98 172L96 171ZM128 174L129 175L126 174L125 182L127 181L126 182L127 187L132 188L133 176H131V172ZM213 174L214 173H212L211 175L213 176ZM63 175H65V176H63ZM132 175H133V172H132ZM110 177H111V174L108 176L109 181L112 180V178H110ZM167 177L165 176L164 182L168 181V184L171 181L173 183H175L176 179L178 180V178H176L174 176L173 177L175 179H171L169 177V180L167 179ZM252 178H254V179H252ZM252 178H247V179H249V180H247V182H248V184H251V188L257 189V186L256 185L252 186V184L256 183V181L261 179V178H259V179L257 177H252ZM79 179H80V177H79ZM62 180H63V182H62ZM123 180H124V178H123ZM46 181H48L47 182L48 184L46 183ZM128 181H130V182H128ZM112 182L114 184V188L119 189L118 187H115L116 186L115 180H113ZM96 183L99 185H97ZM30 185H32L31 187L34 186L33 189H35L36 192H38V190H39V192H38L39 195H38V193H36L37 195H35V199L31 196V192H30L31 190H29V188H27ZM42 186L46 187L47 190ZM109 186H110V184H109ZM117 186H120V185L117 184ZM152 186H153V188H152ZM152 186L149 187L150 190H148L149 188H147L145 190L138 188L140 191V194H137L136 196H128V197L131 198L132 201L137 202L138 205H140L143 202L140 205V208H142L143 206H145L146 197L143 195L144 192H141V191H145V192L148 191L147 197L149 199H152L153 195H149V192L154 190L155 187L158 188L157 186L162 187L163 185H160V184L157 185L156 184V185H152ZM166 186L167 187H164V189L168 188V185H166ZM201 186H203V185H201ZM201 186H199V187L197 186V188H196V185H195L194 187L197 191L199 188L202 189ZM262 186H264V185H262ZM120 187H122V186H120ZM85 188L87 189V191ZM101 188H103V189L101 190ZM119 191H121V190H119ZM119 191H117V192H119ZM199 191H201V190H199ZM244 193L248 194V191H245ZM101 194H104L105 196L102 195V197H103L102 198ZM86 195H83V196H86ZM141 196H143V197L141 198ZM107 197H109V196H107ZM110 197H111V195H110ZM44 198H46V200ZM121 198H123V199H121ZM156 198L151 204H155L156 201L159 204L160 200H162V199L166 202H169L171 199L172 200L175 199V197L173 195H167V196H165V198L162 197V199H160L159 196ZM13 199L16 201H14ZM115 199L113 200V201H115V203L119 200L118 201L119 203L123 202L124 203V204L122 203L123 205L127 204L126 200H125L126 198H124L123 196L119 195V197H117ZM139 199H142L141 200L142 202H140ZM20 200H21L22 204L20 203ZM57 200H58V202H57ZM101 200L102 201L104 200V201L101 202ZM51 201H53V203ZM144 201H145V203H144ZM216 201L218 202V205H219V203L222 205L220 200H216ZM217 202L213 201L212 203H209V204H203L204 207L203 206H201V207L202 208H207V207L210 208V207H213L215 205V206H217V208H219L218 210H221L220 208L223 205L222 206L220 205L221 206L220 207L217 205ZM7 203L8 204L11 203V204L8 205ZM129 203H130V201H129ZM15 204H16V206L18 205L16 207V209H19L20 212L22 211L21 213L17 214L16 216L13 215L15 213L12 211L13 208H14V211L16 210L14 207ZM19 204H20V208H18ZM10 205H11V207H10ZM33 205H35L36 208ZM25 206L26 207L28 206L27 208H28L29 212H26V211L23 212L24 210H26ZM32 206H33V208H32ZM96 206L97 207L99 206L98 209ZM53 207L56 208V211ZM10 208H11V211L13 214L11 212H9V213L7 212L10 210ZM33 209H37V210L42 209V211H40V213H34V212H32ZM96 209H97V211H96ZM60 210H62V212ZM118 212H119V215H117V213H114L113 218H108V219L101 221L103 223L111 221L114 224V226H116V227H114L113 231H110L111 235H109V233L103 234V231H105V229L100 230L101 232L98 231V232L103 234L102 239L99 240V241H101V243H99L98 246L101 247V250H106V251L109 250L110 248H118V247H125L126 246L127 248L130 249L128 254H130V256H132V257H127V256L124 257L123 260L120 261V264H124V263L129 264L130 262H131L130 264H132V262L137 264L138 260H135V257L137 256V254L139 256V260H144V258H142V255L140 254L142 249H141V251H140V247L138 249V245L140 244L139 241L141 240V238L140 239H138V238L134 239V242H135L134 247L131 244L129 247L127 244H129V241H130L129 240L130 239L129 236L131 235L130 233L136 232L137 229H139V228L134 229V231L127 229L125 231V233H127L126 235H124V234L121 235L120 232H123V231H118L117 234H120V235L116 236L115 235L116 234L115 228H118V227L120 228L121 223L124 224V222H125V220H123V221L120 220L121 216H123V217L125 216V215H123L124 212L121 211V209H119ZM159 212L162 213V211H159ZM4 213H5V215H4ZM58 213H60V214H58ZM90 213H92V214H90ZM10 215H13L14 217L12 218V216H10ZM51 215H52V217H51ZM115 215H117V216H115ZM114 216L116 217L115 219H114ZM187 216L190 218L196 216L195 210L192 209L191 211L187 212ZM180 218H181V214L173 215L170 213H163L161 215V217L158 218V221L159 222L169 221V222H175V224H176V221L179 220ZM39 219L41 221H39ZM71 219H72V217H71ZM112 219H114V220H112ZM10 220H12V221H10ZM36 220H37V222H35ZM116 220H117V222H116ZM21 221H18V222H21ZM101 222H99V223H101ZM118 222L119 223L121 222V223L119 224ZM68 223L69 222L65 223V226L59 225L58 226L59 230H56V229H58V227L54 228L51 231V234L56 235L59 232H61L59 234H65L66 233L67 236L72 234V233L69 234L67 231L68 229L66 226L68 225ZM23 224L26 227V224L25 223H23ZM81 224H83V225H81ZM86 225H89V224L88 223L86 224V221L83 220L79 223L78 227H77V225H73V226L75 227L76 231H78V230L80 231V229L85 227ZM62 226H63V229H62ZM80 226H81V228H80ZM11 227H13V226H11ZM9 228H10V226H9ZM27 228L28 227H26L24 231L28 230ZM32 229H31V232L33 231ZM61 229L63 230V232ZM65 229H67V230H65ZM55 231H56V233H55ZM75 232H74V234H78ZM28 233H30V231ZM146 233H148V231L144 230L143 235ZM0 234L4 235L5 233L3 231H0ZM45 234H43V235H45ZM40 237L41 236L38 235V238L35 239V242H40V244H42L41 240L39 239ZM108 237H110V238H108ZM127 239L129 241H127ZM102 240H104L106 243H104ZM8 241H10V244H11V242H13V241H11V239L6 240L5 242H8ZM132 242L133 241L131 240V243ZM17 243L20 244V242H17ZM116 243H117V245H116ZM157 243H158V241L151 244L149 247H151V246L157 247L156 246ZM159 243H161V242L159 241ZM81 244H82V242H81ZM82 245H83V247L81 248L80 251H83L84 244H82ZM13 246H15V245L13 244ZM52 246L57 249L56 244H53ZM16 247L20 248L17 245H16ZM55 248H52L53 252H55V253H51V255H53L55 257V254H57L55 258L58 261L62 260V257L58 253H56V250H54ZM208 248L209 247H207L205 249V247L202 245L201 246L195 245V246L189 247V249H182V247H178V250L182 249L180 251V253H182V254L192 255L193 257L190 256V260H198V259L202 260L201 258H203L204 260H207V262H208L211 258V261H209L208 264H219L220 262H222L220 264H223L226 261H230V262L237 263V264H247L246 261L248 262V264H264V250H259L260 254L257 257H255V260H250L254 256V254H250V250H247L248 254L247 253H240V255H237V256L228 255L226 260H224V261L220 260L219 261L220 254H218L216 251L213 252V250L211 248L210 249H208ZM8 249L9 248L7 247L5 255H7L13 251L12 250L13 248L10 249L11 251H9ZM71 250H68V251H71ZM193 251H194V253H193ZM20 252H21L20 250H17L16 252H14L15 253L14 256H16L17 254L20 255ZM62 253H65V252H62ZM69 253L70 252H67L65 254V256L66 257L69 256L68 255ZM200 253L202 255H200ZM251 255H253V256H251ZM36 257H38V255H34L32 257V259L36 258ZM233 257H234V259H233ZM244 257H246V259ZM57 260H53L55 263H53L51 261L50 264H60V261L58 262ZM85 260L88 261L87 259H85ZM116 260H118V259H116ZM66 261L67 260H64V262H66ZM157 261H159V260H157ZM14 263L23 264L24 262H21V260H17ZM69 263H70V261H69ZM139 264H142V263H139ZM195 264H198V263H195Z\"/></svg>",
  "mask_w": 264,
  "mask_h": 264
}]
</instances>
